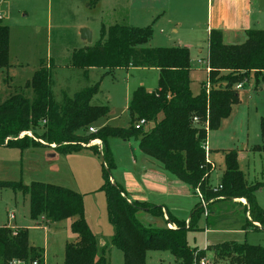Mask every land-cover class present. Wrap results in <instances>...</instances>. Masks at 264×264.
<instances>
[{
	"label": "trees",
	"instance_id": "16d2710c",
	"mask_svg": "<svg viewBox=\"0 0 264 264\" xmlns=\"http://www.w3.org/2000/svg\"><path fill=\"white\" fill-rule=\"evenodd\" d=\"M97 0H93L95 3ZM151 26L132 27L113 24L102 27L92 45L80 48L71 55L70 65L81 68L104 69L112 75L119 68H157V86L147 91L143 86L133 90L128 101L129 129L103 126L88 132L99 117L109 113L107 105L96 104L92 98L99 92L98 84L81 89L73 96L62 95L56 102L51 90L49 64L40 66L26 83L28 96L14 92L0 101V146L23 150L47 146L58 154H71L89 148L101 158L108 222L113 228L111 246L122 253L123 264H145L150 251H167L174 264H198L204 248L188 247L186 234L199 230L197 220L203 212L201 203L190 211L187 221L179 220L164 206L145 202H130L124 189L111 177L114 168L108 140L119 137L138 138L140 151L149 159L189 186L195 195L201 193L206 206L224 200L243 199L246 219L252 226L264 230V209L256 201L255 193L262 182L247 184L239 169L237 153L224 154L221 188L214 191L209 178L214 169L206 162L204 143L208 131L218 128L231 107L239 100L236 84L250 76L256 85L264 75V30H248L240 44H225L222 32L212 29L208 35V84L198 94L190 89L191 70L186 47H149ZM9 27L0 19V68L8 66ZM197 117V123L193 122ZM139 120L153 123L151 129L136 128ZM261 143L253 150L264 152V118L260 120ZM97 141V144H93ZM0 188L20 191L29 198V217H43L54 223L72 219L70 231L75 240L66 242L62 264H110L97 238L84 218L81 194L60 185L32 181L22 184L0 181ZM143 211L160 220L144 224L139 218ZM163 216L166 218L163 220ZM173 224L174 227L165 226ZM213 247V246H212ZM213 257L228 259L230 264H264V246L223 242L214 245ZM0 260L10 264L15 260L43 264L44 251L29 243L25 228L11 229L0 225Z\"/></svg>",
	"mask_w": 264,
	"mask_h": 264
},
{
	"label": "rangeland",
	"instance_id": "374dc122",
	"mask_svg": "<svg viewBox=\"0 0 264 264\" xmlns=\"http://www.w3.org/2000/svg\"><path fill=\"white\" fill-rule=\"evenodd\" d=\"M0 17L1 23L9 27V64L0 68V101L14 92L30 96L31 91L26 87V83L40 66L47 67L50 64L53 65L50 70L51 90L56 102L61 101L63 94L73 96L87 86L98 84L100 93L93 97L92 102L107 105L109 113L99 117L91 126L95 129L103 126L129 129L127 88L140 83L148 90L155 85L156 80L149 72L141 70L134 71L132 76H129L121 69L107 76L94 69L89 70L85 76L83 69L70 65L72 53L86 46L80 35L82 28H88L94 40L100 36L101 25L98 16L86 7L83 0H0ZM93 43L94 41H91L89 44ZM203 47L201 57L206 59V46ZM195 55L190 63V89L192 93L198 94L202 85L207 82V70L205 66L195 63ZM242 86L238 90L239 100L231 107L229 115L220 121L217 129L208 131L207 134L211 149L208 151L209 159L216 166L209 178L213 186L220 184L225 168L224 154L232 149L237 153L238 166L247 184L264 180V152L252 149L261 143L264 75L257 85L255 78L250 76ZM105 97L109 98L111 105L108 102L106 104ZM148 128L149 126L147 130ZM108 146L114 162L111 177L128 195V189L135 190L137 185L139 189L149 193L156 190L153 184L176 178L162 168L147 165L145 170L148 179H143L144 158L135 136L126 140L111 137ZM101 163V158L89 148H82L71 154H58L47 146L23 150L0 146V181H15L26 185L32 181H41L60 185L81 194L86 223L98 242L103 241L102 247L110 264H123L122 253L111 246L113 228L107 218L105 194L100 190L103 183ZM192 195L195 196V206L200 200L197 195ZM255 198L257 204L264 209V185L256 191ZM243 204L244 202L241 204L236 200H224L206 206L197 220L200 230L187 232L188 247H205V254L201 258H205L206 264H230L228 259L213 257L214 245L223 242L264 246V230L254 228L252 223L248 222ZM181 205L178 203L179 210L182 209ZM186 213L185 210L182 215L188 216ZM10 215H14V218ZM139 218L144 224L160 220L145 211L139 214ZM68 219L46 225L40 221L35 222L29 217L27 195L10 188H0V224L28 227L25 229L30 243L41 247L45 252L44 264L63 263L65 244L75 238L68 226ZM165 219L163 216L164 221ZM162 223L160 220V224ZM165 226L175 225L167 223ZM204 228L205 231L202 230ZM206 241L212 245L207 246ZM15 261V264H32L22 260ZM145 264H174V257L167 251H150L147 253Z\"/></svg>",
	"mask_w": 264,
	"mask_h": 264
},
{
	"label": "crops",
	"instance_id": "0c3cea01",
	"mask_svg": "<svg viewBox=\"0 0 264 264\" xmlns=\"http://www.w3.org/2000/svg\"><path fill=\"white\" fill-rule=\"evenodd\" d=\"M91 1L93 0H83L86 7L93 10L98 16L101 25L100 28L103 26L107 28L113 24H128L132 27L151 26L153 32L151 38L146 44L147 46L186 47L189 50L190 63L194 60V55L196 54L195 63L202 66H205V64H199L197 59H205L201 57V53L204 51L203 46H206L205 56L206 58L208 57V35L210 30H220L222 32V40L225 44H240L244 42L248 30H264V0H97L95 3H91ZM89 32L91 34L90 30ZM98 38L94 40L93 34H91V41L95 42ZM85 42L86 46L92 45L86 40ZM94 69L102 71V74L104 75L105 70L99 68H89L86 73H88L89 70ZM121 69L129 74V76H132V72L137 70L149 72L152 75V78L156 80V83L147 91H153L156 88L159 75L157 68L128 67L116 70ZM116 70H114V72ZM206 70L208 80V68H206ZM138 86L143 85L138 83L135 84L134 87L127 88L126 109L133 90ZM105 102L106 104L107 102L110 104L108 97H105ZM153 125V123H149L147 125V127L149 126L148 129H151ZM207 138L205 140L207 159L211 161L209 159L210 152L208 154V151L211 149L208 145ZM97 143V141L93 142V144ZM48 148L52 150V147ZM143 158L144 165H142V169L144 170L143 179L145 180V178L148 179L145 170L147 165L149 167H151V165L157 166L158 168L162 167L144 154ZM214 171L215 169L213 172ZM150 180L156 181L155 179ZM166 181L162 180L159 181L161 184H153L156 190H151L149 193H145L143 189H139L138 185L135 186L137 187L135 190L128 189L130 191L129 195L127 194V191H125V193L130 201L137 200L153 205L164 206L177 219H186L185 221H187L190 216V211L194 206L193 204H195V201L193 200V197L195 196L192 195L194 194L192 189L177 178ZM235 200L240 201L241 204L244 202L243 199H234L232 201ZM178 203L182 204L181 210L178 208ZM185 210L187 212L186 214H189L188 216L182 215ZM10 216H13L14 218V215ZM39 221L45 225L51 224L43 217H39L35 220V222ZM71 222L72 219H68V226H70ZM0 225H7L13 230L19 228L16 225L9 226L8 223H2ZM25 228L28 229V227ZM202 230L205 231V228ZM102 244L103 241L99 240L98 248H102ZM206 244L207 246L212 245L209 241H206Z\"/></svg>",
	"mask_w": 264,
	"mask_h": 264
},
{
	"label": "built area",
	"instance_id": "2783aa9c",
	"mask_svg": "<svg viewBox=\"0 0 264 264\" xmlns=\"http://www.w3.org/2000/svg\"><path fill=\"white\" fill-rule=\"evenodd\" d=\"M197 62H198L199 64H203V63H204L205 66H206V68H208V65H209L208 57H207L206 59H204V60H203V59H197ZM235 87H236V89H240V88L242 87V83H238V84H236ZM208 88H209V84H208V82H206V86H205L206 91H208ZM197 121H198L197 117H193V122H194V123H197ZM148 124H149V123L144 122V120H139V121L136 123L135 127H136V128H138V127H143L145 130H147V125H148ZM95 131H96V129L93 128L92 126L88 127V132H95ZM204 149H205V152H206V162L210 165V168L214 169V168H215L214 164H213L211 161H209V160L207 159V147H206V141H205V143H204ZM213 188H214V191H217V190H219V189L221 188V186L218 184L217 186H214ZM196 194H197V197H198L199 200H200L201 205H202L203 208L205 209L206 204H205V201H204V199H203V196L201 195V193H200L199 191H197ZM205 214H207V211L205 212ZM15 262H16V261H13L12 264H13V263L15 264ZM32 264H37V263L34 261V262H32ZM198 264H206V260H205V258H200Z\"/></svg>",
	"mask_w": 264,
	"mask_h": 264
},
{
	"label": "water",
	"instance_id": "95a60500",
	"mask_svg": "<svg viewBox=\"0 0 264 264\" xmlns=\"http://www.w3.org/2000/svg\"><path fill=\"white\" fill-rule=\"evenodd\" d=\"M80 35H81V37H82L84 40H86V41H88V42L91 41V34H90L88 28H86V27H85V28H82V29L80 30Z\"/></svg>",
	"mask_w": 264,
	"mask_h": 264
}]
</instances>
